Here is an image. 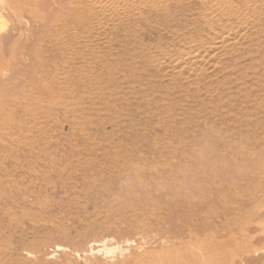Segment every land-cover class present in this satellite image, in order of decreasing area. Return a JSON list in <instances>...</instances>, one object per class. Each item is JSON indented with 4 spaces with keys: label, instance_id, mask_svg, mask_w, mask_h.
<instances>
[{
    "label": "rangeland",
    "instance_id": "374dc122",
    "mask_svg": "<svg viewBox=\"0 0 264 264\" xmlns=\"http://www.w3.org/2000/svg\"><path fill=\"white\" fill-rule=\"evenodd\" d=\"M205 1L13 0L0 264H264V0Z\"/></svg>",
    "mask_w": 264,
    "mask_h": 264
},
{
    "label": "bare ground",
    "instance_id": "6f19581e",
    "mask_svg": "<svg viewBox=\"0 0 264 264\" xmlns=\"http://www.w3.org/2000/svg\"><path fill=\"white\" fill-rule=\"evenodd\" d=\"M207 1V0H206ZM205 1V2H206ZM213 1V0H212ZM212 3V2H211ZM210 3V4H211ZM237 3V2H236ZM213 5H214V2H213ZM215 5H217V4H215ZM211 8H212V5L210 6ZM237 7H239V6H237ZM212 10V9H211ZM214 10V9H213ZM241 10V9H240ZM214 12V11H213ZM225 18V17H224ZM235 19V18H234ZM200 22V21H199ZM225 23V22H224ZM209 27V26H208ZM221 31V30H220ZM225 31V30H224ZM240 31V30H239ZM235 32V31H234ZM188 39V38H187ZM199 40V39H198ZM194 41V40H193ZM193 50V49H192ZM190 52V51H189ZM177 56V55H176ZM179 56V55H178ZM172 57V56H171ZM195 58V57H194ZM189 60V59H188ZM197 60V59H196ZM195 60V61H196ZM200 60H202V59H200ZM191 63V62H190ZM194 64V63H193ZM199 66V65H198ZM174 68H176V67H174ZM200 76V75H199ZM61 81V80H60ZM63 82V81H62ZM41 103V102H40ZM42 132V131H41ZM51 163H53L54 165H57L56 164V161L55 160H52V161H50V160H46V164H48V165H50ZM120 164V163H119ZM121 166H122V164H121ZM97 177V176H96ZM56 189V188H55ZM27 190H29V187L28 186H25L24 188L22 187V188H19V189H17V191H13L14 193H12L11 194V199H14L15 198V196H16V200H6V202L7 203H9V204H16L17 203V205H20L21 207L23 206V207H27V202L28 201H32V202H36V201H38L36 198H35V200H25L26 198H25V195H26V192H27ZM49 191V190H48ZM53 193H54V191H53ZM49 194V193H48ZM52 194V193H51ZM20 199V200H19ZM76 203V202H75ZM32 204V203H31ZM40 204V203H39ZM77 205V204H76ZM86 205V204H85ZM56 208H60L59 206H57V205H49V206H47L46 208H45V212L46 213H52V212H55V211H57L56 210ZM62 209V208H61ZM87 214V213H86ZM47 219V218H46ZM79 219V218H78ZM60 220V219H59ZM71 221V220H70ZM74 221V220H73ZM37 222H39V220L36 218V216L35 215H33V216H29V217H23L18 223H17V229L16 230H14V231H12V232H14L13 234H14V239H15V241H18V244L16 245V247L14 248V252H13V256H8V255H4V256H2L5 260H7V259H10V257H12V258H19L20 256H22L21 255V250L24 248L25 249V247L23 246V248L20 246V243L23 241H25L26 240V238L28 239V237H30L31 236V234L33 235L34 233H36V232H39V231H44V228L45 229H48L46 226H40V224H38ZM45 222V221H44ZM72 222V221H71ZM27 223H29L30 225H31V227H30V229L29 230H27V229H25V227L27 226ZM48 223V222H47ZM50 224V223H49ZM55 224H56V222H55ZM54 224V225H55ZM66 224V223H65ZM7 227H8V229H13V226L12 225H7ZM50 230V232H52V233H56L57 231H59L58 229H49ZM74 230V229H73ZM5 231V230H4ZM27 233V234H26ZM25 234H26V237H25ZM13 238V237H12ZM30 239V238H29ZM43 243V242H42ZM50 244V243H49ZM91 246V245H90ZM34 247V246H33ZM33 249V248H32ZM32 249H30V252L32 251ZM29 251V250H28ZM34 251H36V250H34ZM97 251V250H96ZM24 252V251H23ZM29 252V253H30ZM25 253V252H24ZM26 254V253H25ZM31 255V254H30ZM33 255V254H32ZM34 256V255H33ZM10 260H12V259H10ZM33 262V261H32Z\"/></svg>",
    "mask_w": 264,
    "mask_h": 264
},
{
    "label": "crops",
    "instance_id": "0c3cea01",
    "mask_svg": "<svg viewBox=\"0 0 264 264\" xmlns=\"http://www.w3.org/2000/svg\"><path fill=\"white\" fill-rule=\"evenodd\" d=\"M12 2L13 0H0V42L7 37L11 30L10 5Z\"/></svg>",
    "mask_w": 264,
    "mask_h": 264
}]
</instances>
